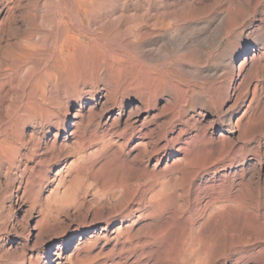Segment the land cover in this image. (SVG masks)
<instances>
[{
    "label": "rangeland",
    "instance_id": "rangeland-1",
    "mask_svg": "<svg viewBox=\"0 0 264 264\" xmlns=\"http://www.w3.org/2000/svg\"><path fill=\"white\" fill-rule=\"evenodd\" d=\"M159 1L151 6L175 13L163 23L169 32L178 30L179 44L152 38L159 59L135 65L133 74L149 93L171 83L174 98L164 93L152 107L141 108L129 91L121 110L111 104L95 107L92 100H84L80 109L69 90L61 135L56 128L27 125L29 146L38 140L41 146L31 164L39 197L33 212L26 199L10 208L9 187L0 188V264H44L42 253L56 247L53 264H195L177 238L181 226L172 224L173 212L201 211L228 185L233 193L247 188L256 181L258 164L264 179V0H181L177 7L171 5L177 0L161 6ZM177 63L195 65L201 75L177 73ZM137 106L135 123L130 114ZM75 113L81 120L79 151L72 141L62 146L55 163L39 166L51 140L58 152L59 136L73 129ZM229 120L237 122L232 136L224 131ZM214 172L221 180L213 184L207 180ZM244 229L246 242L216 248L199 264H264V239Z\"/></svg>",
    "mask_w": 264,
    "mask_h": 264
},
{
    "label": "bare ground",
    "instance_id": "bare-ground-1",
    "mask_svg": "<svg viewBox=\"0 0 264 264\" xmlns=\"http://www.w3.org/2000/svg\"><path fill=\"white\" fill-rule=\"evenodd\" d=\"M180 1L170 3L175 7ZM151 2L152 0H0V188L3 185L9 187V199L5 200L8 199L10 208L19 206L20 202L25 203L26 199L29 211H32L39 197V188L34 184L38 174L34 170L36 167L31 164L41 146L39 140L29 146L25 127L33 125L42 131L45 128H56L61 135V130L65 128L61 115L69 112V90L75 91L74 102L80 109L84 100H92L95 107L100 105L109 108L111 104L121 110L122 100L129 91L138 98L141 108L152 107L154 99L164 93L169 95L170 100L174 98L175 88L171 83L163 80L164 83L157 87H162L159 89L162 91L156 89L149 93L147 86H142L133 74L136 66H143L145 62L153 64L159 59L160 50L153 43L150 44L152 38L160 39L163 45H172L179 40L178 30L169 32L163 23L165 17H174L175 13H165V6L154 8ZM163 3L164 0L159 1L160 6ZM182 21L187 22V18H182ZM131 28L135 30L133 36ZM150 47L152 48L147 50ZM192 67L177 63L174 70L195 79L201 72ZM130 73L133 74L131 79ZM139 107H133L135 111L130 114L135 123L140 118ZM76 113L72 117L73 129L68 134L64 131V135L59 136L61 142L56 148L58 152H54L56 143L51 140V146H45L44 158L36 162L39 166L50 164L53 160L55 163L60 157L62 146L67 148L72 141H75L73 148L79 151L81 137L76 132L81 120L79 121ZM229 121L224 131L232 136L237 132V122ZM58 134H54V137ZM80 158L83 160L84 157L79 156ZM258 165L256 181L252 180L247 188L233 193L232 186L228 185L221 194L213 198V205L206 204L201 211L180 209L173 212L172 224L178 223L181 226L177 238L183 241L184 249L192 256L195 264L200 263L202 255L208 254L209 257L216 248L224 251L227 247L246 242L249 236L245 226L251 229V235L264 239V179L261 175L262 165ZM216 174L217 172L212 173L207 181L213 184L219 182L221 178H217ZM47 178L45 174L43 180ZM39 211L40 215L44 214L43 210ZM3 217L6 218L5 215ZM52 249L48 248L42 253L41 260L44 264H53L50 257L56 255L58 247L54 251Z\"/></svg>",
    "mask_w": 264,
    "mask_h": 264
}]
</instances>
